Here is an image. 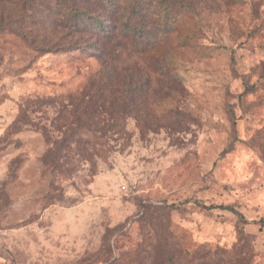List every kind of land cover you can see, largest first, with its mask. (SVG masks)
<instances>
[{
	"label": "rangeland",
	"instance_id": "obj_1",
	"mask_svg": "<svg viewBox=\"0 0 264 264\" xmlns=\"http://www.w3.org/2000/svg\"><path fill=\"white\" fill-rule=\"evenodd\" d=\"M0 264H264V0H0Z\"/></svg>",
	"mask_w": 264,
	"mask_h": 264
},
{
	"label": "trees",
	"instance_id": "obj_2",
	"mask_svg": "<svg viewBox=\"0 0 264 264\" xmlns=\"http://www.w3.org/2000/svg\"><path fill=\"white\" fill-rule=\"evenodd\" d=\"M83 14V15H82ZM84 15H85V13H81V14H79V13H77L76 11H74L73 9H71L70 11H69V13H68V15H67V17H66V20H65V22L67 23V24H69V23H73V22H76V20H77V22L80 20L81 22H82V20H87L86 18H88L89 16L87 15L86 17H84ZM90 18V17H89ZM79 21V22H80ZM84 22H87V21H84ZM95 22H97V21H95ZM66 24V25H67ZM96 27L95 28H97V29H103V27H104V25L101 23V22H97L96 24ZM78 142V145L79 146H81V144H83L84 142H82V141H77Z\"/></svg>",
	"mask_w": 264,
	"mask_h": 264
}]
</instances>
